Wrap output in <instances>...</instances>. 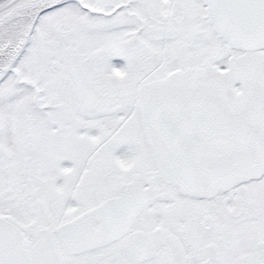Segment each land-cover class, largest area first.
<instances>
[{
	"label": "snow or ice",
	"instance_id": "1",
	"mask_svg": "<svg viewBox=\"0 0 264 264\" xmlns=\"http://www.w3.org/2000/svg\"><path fill=\"white\" fill-rule=\"evenodd\" d=\"M0 264H264V0H0Z\"/></svg>",
	"mask_w": 264,
	"mask_h": 264
}]
</instances>
